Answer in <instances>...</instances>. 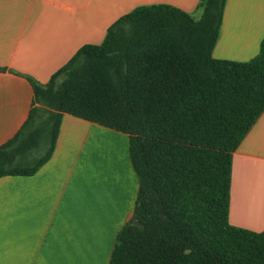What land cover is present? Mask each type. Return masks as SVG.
Listing matches in <instances>:
<instances>
[{"label":"trees","instance_id":"16d2710c","mask_svg":"<svg viewBox=\"0 0 264 264\" xmlns=\"http://www.w3.org/2000/svg\"><path fill=\"white\" fill-rule=\"evenodd\" d=\"M225 2L201 0L199 18L138 7L46 84L29 79L33 105L0 147V178L37 173L65 114L128 137L142 228L119 230L110 264H264V231L229 221L233 155L264 112V39L249 62L215 59Z\"/></svg>","mask_w":264,"mask_h":264},{"label":"crops","instance_id":"0c3cea01","mask_svg":"<svg viewBox=\"0 0 264 264\" xmlns=\"http://www.w3.org/2000/svg\"><path fill=\"white\" fill-rule=\"evenodd\" d=\"M200 1L0 0V147L29 117V79L46 84L138 7L165 4L197 18ZM263 39L264 0H226L213 57L249 62ZM138 186L125 134L65 114L37 173L0 178V264H110ZM229 221L264 231V112L233 155Z\"/></svg>","mask_w":264,"mask_h":264},{"label":"water","instance_id":"95a60500","mask_svg":"<svg viewBox=\"0 0 264 264\" xmlns=\"http://www.w3.org/2000/svg\"><path fill=\"white\" fill-rule=\"evenodd\" d=\"M130 223H132V224H136V225H138L140 228H142V225L139 224V223H137V222L135 221V216H133V217L131 218Z\"/></svg>","mask_w":264,"mask_h":264},{"label":"rangeland","instance_id":"374dc122","mask_svg":"<svg viewBox=\"0 0 264 264\" xmlns=\"http://www.w3.org/2000/svg\"><path fill=\"white\" fill-rule=\"evenodd\" d=\"M201 11H198L195 16L198 18V16L200 15Z\"/></svg>","mask_w":264,"mask_h":264}]
</instances>
